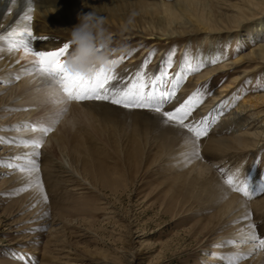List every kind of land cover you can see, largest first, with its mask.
<instances>
[{
  "label": "rangeland",
  "instance_id": "rangeland-1",
  "mask_svg": "<svg viewBox=\"0 0 264 264\" xmlns=\"http://www.w3.org/2000/svg\"><path fill=\"white\" fill-rule=\"evenodd\" d=\"M140 1L164 4L178 0ZM115 4L120 8L113 12L105 10L104 13L97 8L93 11L103 18L105 34L110 37L102 49L107 59L117 60L122 54L125 56L115 66L116 80L109 88L118 85L125 89L140 83L148 91H173L174 95L162 108V111L168 112L180 107L199 91L202 102L194 107L186 123L205 126L206 135L196 141L192 133L182 127L187 136H183L180 145L177 138L171 152L165 154L159 148L160 137H156V129L148 122H154L147 113L156 112L153 109L126 108L111 100L96 99L90 101H105L111 106L145 113L66 106L67 111L51 127L54 129L58 124V132L68 145V152L72 144L84 146L82 155L90 160L85 164L78 162L76 168L80 171L79 177L86 182L80 181L58 164L59 153L55 148H45L37 154L38 171H35L38 176L35 174L28 183L17 185L15 180L6 181L9 176L2 171L3 168L10 166L15 168L13 172H21L23 167L20 164L13 166L12 157L0 160V264H242L255 256L256 249L264 257V249L260 248H253L254 253H248L249 257H246L247 253L239 252L243 246L241 243L252 242L246 238L239 241L235 236L226 235L231 232L232 226L243 222L240 231L243 229L247 237L254 234L258 239H264V152L262 155L253 150L222 148L215 144L218 139L225 142L234 139L232 129L221 119L226 118L230 111L225 103L233 94L236 92L253 97L264 93V64L257 66L258 71L248 80L239 78L233 82L232 77L238 75L243 65L249 64L238 66L235 73L220 72L206 79L195 80L197 74L203 78L204 71L203 67L198 71L188 70L198 67L190 60L191 56L202 54L201 58L208 60L209 51L204 45L197 46L195 37L198 34L193 35L191 41L187 40L189 36L164 40L147 38L148 33L154 31L151 28L154 29L157 13H152L153 9L146 13L145 5L139 3L116 1ZM64 10L51 15L47 21L43 19L45 16L33 18L43 20L48 30L36 34L42 39L40 43L45 45L39 51L57 50L69 43V54L72 52L71 30L79 23L78 14L84 13L76 12L73 16L69 6ZM254 19L243 21L241 24L245 26H241L242 29L252 24ZM184 22L185 25L189 24ZM184 22L176 26L181 28ZM212 39L214 44L209 46L214 47L211 50H215L217 56L227 62L255 45L245 43L243 47V42L233 36L226 38L230 40L228 42H215L218 41L217 37ZM151 42H156L155 46H151ZM179 44H183L185 49ZM176 79H179V83L174 85ZM180 89L183 90L182 94ZM215 95H218V100ZM2 100L1 92L0 102ZM39 116L49 118L43 113ZM161 118L165 120L163 115ZM45 122L42 123L44 126L47 120ZM18 129L19 126L13 124L11 130L14 132ZM39 132L38 137L43 140V133ZM53 132L58 135L56 130H51L46 136H51ZM133 141L139 146L133 147ZM194 144L199 149L198 160L211 168V172L230 193L237 194L244 204L247 202L244 206L246 212L234 222L223 223L220 218L216 220L217 211L213 205L206 203L205 196L199 191L192 193V187L183 184L180 175L189 170V157L186 158V154L193 150ZM229 177L236 184L246 182L252 192L251 198L232 190L226 182ZM27 194L28 200L35 197V201L28 204L29 207L22 203ZM33 209L37 210L34 216L31 215ZM33 222H40V225H32ZM51 228L56 230L50 232ZM238 230L234 229L233 232ZM262 262L264 260L260 264Z\"/></svg>",
  "mask_w": 264,
  "mask_h": 264
},
{
  "label": "bare ground",
  "instance_id": "bare-ground-1",
  "mask_svg": "<svg viewBox=\"0 0 264 264\" xmlns=\"http://www.w3.org/2000/svg\"><path fill=\"white\" fill-rule=\"evenodd\" d=\"M116 1H121L122 3L130 2L143 4L145 5V8H143L146 13H150V11H148L149 9H153L154 12L152 13H157L158 17L154 18V29L151 28V30L154 31L149 32L147 38L164 40L170 37L189 36L187 40L191 41L193 35L198 34L195 37L197 46L203 47L202 45H204V48H208L209 51L207 53L208 60L201 58L202 54L191 56L190 60L195 65L197 64V66H199L203 63L202 70L204 71V77L201 78L202 75L197 74V77L195 76L194 78L195 80L206 79L208 76L219 74L220 72L227 71L228 73H235L238 66L249 64L243 65L244 68L238 70V75L232 77L233 82H236L239 78H245L248 80L251 75L258 71L257 66L264 64V0H178L174 3L164 4L148 3L140 0H0V36L6 35L13 28L20 30L25 25L35 36H37V33L48 31L44 21L51 18V15L60 14L65 11L64 8L68 6L70 7V13H73V16L76 12L89 13L93 12L96 8L99 10L101 9L102 11L106 10L113 12L116 8H120V5L115 4ZM221 10L225 11L222 12ZM106 11L104 13H106ZM37 15L40 17L45 16L46 18H43L45 19L44 21L41 19L39 21L33 19L36 18ZM25 16H31V20L26 21L24 19ZM252 17L255 18L253 22L252 20L250 21L252 24H248L247 28L242 29L245 25L242 26L241 23ZM184 21L189 22V24L187 23V25H185ZM181 22H184V26L181 28L179 25L176 26V24ZM241 30L243 31V34H241L243 37H240ZM154 34L158 35L155 36ZM212 34H216V36H212ZM230 36L236 37L240 42H243V47L246 44L255 45L253 48H249L247 52L230 62H227L226 59L221 60V57L217 56V52L211 50L214 46L212 47L209 45L214 44L212 38L217 37L216 40L218 41L215 42L219 43V41H230L226 39L230 38ZM41 40V38L29 40V43L31 44L30 46H33L32 48L37 51L41 50L40 48L45 47L43 42L40 43ZM253 41L254 43H252ZM151 43V46H155L156 44V42ZM182 45L183 44L180 46ZM182 48L185 49L183 46ZM32 60L33 57L31 55L26 56L22 48L14 52H9L6 44L0 42V93L2 92L3 94V100L0 102V141H3V144H0V160L5 161L9 157H12L14 159L13 161H10L14 163L13 166L20 164L23 169H26L21 172L18 170L17 172H13L16 171L15 168H10V166L7 165L8 167L2 169V171L9 176L6 181L15 180V184L18 185L23 182L28 183L31 179H34V175L38 174L35 171L37 168L32 169L31 165H38L37 154H39L42 149L46 148L47 150H51L52 148H55L56 152L58 151L59 153L58 164L63 168L68 169L71 172L70 174H73L80 181L85 183V179L79 177L80 171L78 172L76 168L78 162L82 161L83 164H85L87 160H90L86 155H82V148H84V146L80 144H72L74 146L72 147L71 145V150L68 152V145L64 142L61 134L58 132V124L56 125V128L52 129L56 130L58 135H54V132L49 137L43 134V140L38 137L40 134L39 130H32L33 126L38 124L44 126L42 123H46L45 120L47 119L40 118V113L50 117L52 116L51 114L55 113L60 107L48 99L47 93L50 91V88L39 76L32 72ZM193 63L191 64L193 65ZM251 65L254 66L252 67ZM180 68L181 67H179V69ZM17 76H19L20 79L17 80ZM176 76L178 77V74H176ZM117 86L110 87V90L116 92L122 90V88ZM182 91L183 90L180 89V93ZM221 92H223V89ZM215 99L218 100V95H215ZM234 101L237 103L235 102L236 104L230 106ZM104 102L105 101H90V99H87L75 103L71 102L67 104V106H92L101 108L104 111H128L133 114L145 113L143 111L111 106ZM225 105L230 107V111L226 118L221 119L229 125L235 136L234 139H230L229 142L223 141L224 139H218L215 144L217 146H223L222 148L232 147L238 150H253L254 152L262 154L264 152V93H259L252 97L245 96V94L239 95L235 92ZM147 113L150 114L154 120V122L152 120H148V122L156 129V137H160V146L157 145L161 148L162 153H170L177 138L179 140L177 143L180 145L183 141V136H187V132H185L181 126L165 123V120L161 118V113ZM13 124L18 125L20 130L18 129L13 132L11 130ZM37 140H42V144L39 148H35L33 144L30 143L31 141ZM226 141H228V139ZM132 145L133 147L139 146H137L136 141H133ZM134 149L136 150L138 148ZM189 164L188 172L180 175L181 178H183V184L191 186L192 193L199 191L201 192V195L205 196L206 203L213 205L217 211L215 217L216 220L220 218L223 223H229L240 217L244 211L246 212V207L244 208V206H246L245 204H247V202L245 201L244 204V200H242L237 194L230 193L229 189L221 183L213 172H211V168L209 169L201 163L198 158L193 159V157H189ZM27 196L28 194L22 202L24 205L30 204V201L35 199V197H33L31 200H28ZM257 204L258 203H256V206ZM36 209L32 210L31 215L34 216V212H37ZM33 219L31 221H33ZM243 219L245 220L246 218ZM33 223L32 225L36 224L35 222ZM37 224L40 225V222H37ZM242 225L243 222L236 223L232 226V230H230L231 232L226 235L232 237L235 236L239 238V241H242L245 238L247 239V233H245L243 229L240 231ZM238 228L239 230L234 233V229ZM245 229H247V227H245ZM55 230L56 228H51L50 232ZM246 243H241L243 246L240 248L241 251L239 252L247 253L246 257H249L248 253H254V245L250 242ZM255 251V256H250L251 258L247 259L242 264H260V262L264 260V257L257 253V249ZM262 264H264V262H262Z\"/></svg>",
  "mask_w": 264,
  "mask_h": 264
},
{
  "label": "snow or ice",
  "instance_id": "snow-or-ice-1",
  "mask_svg": "<svg viewBox=\"0 0 264 264\" xmlns=\"http://www.w3.org/2000/svg\"><path fill=\"white\" fill-rule=\"evenodd\" d=\"M24 19L30 21L31 16H25ZM35 39H40V37L35 36L26 25L20 30L13 28L6 35L0 36V42L6 44L9 52H14L22 48L26 56L31 55L33 57L31 61L32 72L49 86L50 91L47 93L48 99L60 106L52 116L47 118L46 126L35 125L32 127L33 131L39 130L44 135H47L52 130L51 126L57 123L59 118L67 111V104L73 101L79 102L87 99H96L111 100L112 103L122 104L126 108L147 107L158 113L162 112L165 123H175L187 129L192 133L196 141L206 135L205 126L186 123L194 107L202 102L199 91L194 93L184 104L174 111H162L164 103L169 101L174 95L173 91L161 90L159 93L154 90L148 91L146 90V86L140 83H134L119 92L110 90L109 85L116 80L114 68L120 61L125 59L123 54L117 60L109 59L107 68L99 66L95 68L92 74L86 75L81 72L70 71L67 68L63 57L69 55V43H65L63 47L55 51H37L31 48L29 43V40ZM200 67H203V63L196 68H190L188 70L198 71ZM16 79L18 80L20 77L17 76ZM139 79L140 77L138 76L137 80ZM173 83L174 85L178 84L179 79H176ZM30 143L35 148H39L42 140L31 141ZM187 157H199V149L195 144L193 145V150L186 154ZM31 168L36 169L35 164L31 165ZM25 170L21 169V171ZM36 170L38 171V169ZM226 182L232 190L251 198L252 192L249 191L246 182L236 184L232 177H229ZM249 227L253 226L250 225ZM247 240L253 243L254 248L264 249V239H258L254 234H250Z\"/></svg>",
  "mask_w": 264,
  "mask_h": 264
},
{
  "label": "clouds",
  "instance_id": "clouds-1",
  "mask_svg": "<svg viewBox=\"0 0 264 264\" xmlns=\"http://www.w3.org/2000/svg\"><path fill=\"white\" fill-rule=\"evenodd\" d=\"M78 20L79 23L71 30L70 43L74 47L65 64L70 71L90 75L99 66L108 67V59L102 49L110 37L105 34L103 18L96 13L78 14Z\"/></svg>",
  "mask_w": 264,
  "mask_h": 264
}]
</instances>
